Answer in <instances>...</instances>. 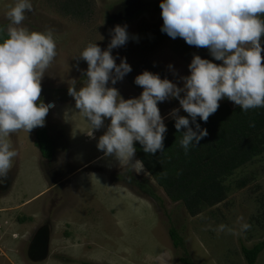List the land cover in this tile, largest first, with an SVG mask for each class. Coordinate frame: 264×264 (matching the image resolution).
Masks as SVG:
<instances>
[{
    "label": "rangeland",
    "instance_id": "rangeland-1",
    "mask_svg": "<svg viewBox=\"0 0 264 264\" xmlns=\"http://www.w3.org/2000/svg\"><path fill=\"white\" fill-rule=\"evenodd\" d=\"M64 1L30 0L32 11L23 21L30 32L51 29L56 43L40 97L55 106L45 126L37 127L47 129L54 153L51 160L41 157L34 129L10 134L17 156L7 177L0 178V264H182L183 252L173 247L169 228L184 239L195 264H246L242 247L264 240V152L227 178L225 200L191 217L182 204L167 198L144 167L137 172L98 150L110 119L105 118L89 140L90 124L68 94L73 80L79 90L87 79L81 52L89 43L107 49L116 25L127 26L129 39L112 49V55L117 65L124 58L131 72L109 87L124 99L138 98L143 89L134 81L143 71L183 87L192 58L182 55L173 40L161 46L152 43L151 48L137 40L144 29L160 22L162 0H88L89 11L81 16L64 13ZM15 3L0 0L6 33L11 23L7 14ZM201 51L202 59L223 63L209 49ZM261 56L264 63V51ZM219 104L237 106L227 98ZM157 106L164 123L174 118L173 109L179 110L177 115L185 113L176 98ZM238 180L244 186L237 188ZM240 216L251 225L247 231H217L221 224L239 231ZM255 264H264V250Z\"/></svg>",
    "mask_w": 264,
    "mask_h": 264
},
{
    "label": "clouds",
    "instance_id": "clouds-1",
    "mask_svg": "<svg viewBox=\"0 0 264 264\" xmlns=\"http://www.w3.org/2000/svg\"><path fill=\"white\" fill-rule=\"evenodd\" d=\"M159 7L162 32L209 49L214 59L223 63L218 65L194 55L188 66L190 75L182 77L183 87L143 71L134 81L143 89L139 97L124 99L115 87L108 86L131 72L124 58L117 65L112 55V49L125 45L129 39L127 26L116 25L107 49L89 43L79 55L87 62L84 86L77 90L73 80L68 87L75 108L90 124L89 137H93V130L104 126L105 118L110 119L98 139V150L105 156H114L121 166L133 165L137 172L143 164L139 160L133 163L134 141L149 154L164 150L167 128L158 102L178 99L195 124L194 131L187 117L177 115L178 109L172 110L177 132L186 129L180 141L186 153L190 145L208 135L196 118L206 123L222 99L227 98L244 111L264 108V19L260 18L264 16V0H162ZM30 11V0H16L7 14L11 21L7 38L0 42V178L7 177L17 156L10 134L19 130L29 133L45 126L49 109L55 106L40 100L42 78L56 56L53 31L30 32L24 27L25 13ZM237 223L239 231L223 224L217 231L240 235L251 228L243 216L238 217Z\"/></svg>",
    "mask_w": 264,
    "mask_h": 264
},
{
    "label": "trees",
    "instance_id": "trees-1",
    "mask_svg": "<svg viewBox=\"0 0 264 264\" xmlns=\"http://www.w3.org/2000/svg\"><path fill=\"white\" fill-rule=\"evenodd\" d=\"M88 0L64 1L63 11L71 15L81 16L89 11ZM264 19V16L260 17ZM163 20L157 25L141 32L138 42L145 41L159 46L173 40L181 49L182 55L193 58L202 55L201 47L187 44L183 38L169 37L161 31ZM5 24L0 23V42L7 38ZM146 35L144 36V33ZM264 36L261 37V40ZM144 43V42H143ZM145 43V44H146ZM190 127L195 131V124L187 113ZM196 123L206 129L208 135L198 144L190 145L187 153L182 148L180 141L186 129L179 132L175 128V118L165 122L167 131L164 134L163 151L155 154L144 152L143 146L134 141L135 156L142 162L147 173L162 189L167 198L173 203H180L189 216L195 217L204 209L214 207L223 200L230 191L226 184L240 167L251 163L264 152V108H255L244 111L239 106L229 107L219 104L218 110L212 114L205 123L196 118ZM35 145L44 160H51L54 153L52 139L48 136L46 128H35ZM195 143V142H194ZM240 188L243 183H235ZM153 196L154 194L150 192ZM169 237L175 249L183 252L180 258L182 264H195L191 260L187 248L183 245V238L173 228L168 230ZM264 250V240L256 243L251 248L242 247V255L246 264H255L258 255Z\"/></svg>",
    "mask_w": 264,
    "mask_h": 264
},
{
    "label": "crops",
    "instance_id": "crops-1",
    "mask_svg": "<svg viewBox=\"0 0 264 264\" xmlns=\"http://www.w3.org/2000/svg\"><path fill=\"white\" fill-rule=\"evenodd\" d=\"M98 135H99V134H98ZM94 138H95V136H94V134H93V137H89V140H90V139L92 140V139H94ZM99 157H100V156H99Z\"/></svg>",
    "mask_w": 264,
    "mask_h": 264
},
{
    "label": "flooded vegetation",
    "instance_id": "flooded-vegetation-1",
    "mask_svg": "<svg viewBox=\"0 0 264 264\" xmlns=\"http://www.w3.org/2000/svg\"><path fill=\"white\" fill-rule=\"evenodd\" d=\"M124 9L126 10V9H127V7H124Z\"/></svg>",
    "mask_w": 264,
    "mask_h": 264
}]
</instances>
